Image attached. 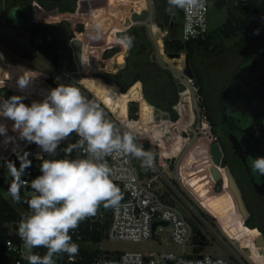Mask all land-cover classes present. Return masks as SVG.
I'll list each match as a JSON object with an SVG mask.
<instances>
[{"label":"rangeland","instance_id":"rangeland-1","mask_svg":"<svg viewBox=\"0 0 264 264\" xmlns=\"http://www.w3.org/2000/svg\"><path fill=\"white\" fill-rule=\"evenodd\" d=\"M219 1L222 0H211L212 4L209 12V29L211 32H219L226 23L230 13L228 5L218 6L217 2ZM157 6L158 0H106V5L103 8L92 6L86 14H77L75 11L61 12L59 9L51 12L42 7H31L30 17L36 22L54 23L57 19H60L71 23V28L75 31V35L79 38L81 45H83V65L82 67L78 66L75 72H71L68 69L67 60H62L61 67L58 72H55L41 59H36L32 64L20 62L14 64L4 61L3 51L0 49V88L6 87L10 91L26 97L31 102L32 109L29 113L17 118V116L9 112L0 95V161L2 160L4 163L2 170L6 183L11 184L15 181L13 175L15 172L20 171L19 165L11 159V156L18 150L25 149H28L33 155L39 154V143L43 136L52 134L49 130L53 127V124L51 123L49 128L41 126L36 114V112L40 111L33 106V102L37 99L45 102L46 111L44 113L50 115L51 122H53L52 119L58 117L69 121L68 127H64L61 133V139H63L71 130L78 135L81 131L89 132L88 128L83 130L79 126V118L93 121L97 127L100 122L102 123V117L99 115L92 117L81 115L78 112L79 105L88 111L91 104H94L102 110L104 115H108L91 97L92 95L102 102L114 118L109 117L113 125L106 129L104 133H108L121 143H125L136 159L138 166L143 165L147 175L156 173L158 168L162 169V167H165L163 176L159 178V185L166 187V194L168 196L169 194L172 195V200L177 202L185 213L193 219L195 228L202 229L208 237L207 243L201 244L200 239L197 242L195 236L189 242L191 246L189 250L220 255L228 258L231 264H256L254 263L256 259L264 264V246L256 242L259 235H263V233L259 230V234L245 224L247 216L243 213L236 194L226 180L229 177L228 167L220 166L221 178L216 177L212 169L218 165L212 159L210 150L208 153L204 150V147L208 146L205 141L208 142L211 148L213 135L210 133V128L204 119H201L203 116L199 104L200 95L194 85L195 79L186 78L183 75L186 53L184 52L181 58H169L168 56L166 57L168 54L165 49V53L162 52L161 39L158 34L163 37L164 42L165 35L170 37L172 33H170L169 27L161 25L162 23L158 19ZM17 8V5L11 8L10 2L7 0H0V20L4 21L7 18L15 17ZM146 10L150 14L153 13V21L144 19L129 27L126 25L127 19L133 20L132 16L134 13H142ZM173 17L174 22L177 23L180 15L175 12ZM151 21L155 23L153 31L157 33V36L151 29ZM80 23L84 25V31L77 30V25ZM121 30L127 31L132 39L139 40L143 37L147 39L149 52L153 53L154 57L162 65L167 64L174 71L178 83L184 82L187 85L186 90L179 92L180 101L175 106L179 113L177 121H171L170 114L167 111L161 110L147 101L143 93V84L142 89L141 84L131 86L133 99L130 98L129 101L124 100L121 102L112 98L104 85L100 84L117 87V91L121 93L130 91L128 89V91L123 92L117 83H108L101 76L102 73H116L122 66L127 64L130 47L125 39L117 36V32ZM8 31L16 35V31L13 28H9ZM20 40L29 44L26 31L22 33ZM227 44L230 45L229 42ZM107 52L111 54L117 53L109 57L110 59L107 58L105 60L104 56L106 57ZM132 56H135V54H132ZM136 56L139 57L138 55ZM121 58H125V62H119ZM117 62L121 65L117 66ZM108 63L114 64L116 71H105L104 69ZM49 75H54L56 79L60 77L63 82L62 85L71 89L75 96L67 93L61 87L62 85L54 87L48 84L46 79ZM187 90L190 94L184 95L183 92ZM63 94L70 96L79 104L77 109L74 106V111L78 116L67 117L66 114L62 113L64 111L61 108V104L65 98ZM188 97H192V114H186L185 112V102L188 101ZM133 101L138 103V117L134 120L130 116V105ZM123 118L136 121V123H124ZM125 125L135 132L136 136L133 137L134 139L139 138L140 141H137V144H129L126 140L125 135L129 133V130ZM149 139L158 147V154L155 155V151L152 149L149 151L142 149V151L138 148L137 145L143 147L144 142ZM181 145H184V147L180 150ZM175 147H177L176 151ZM193 152L199 154L202 165H196L195 170L189 172L195 165L190 155ZM146 157L150 158L151 163H146ZM7 158H9L8 162L5 161ZM160 163L163 164L162 167L159 166ZM207 165H213L214 167L209 170L206 168ZM184 178L188 179L187 182L190 189H187L182 183ZM168 180L180 187L183 197L172 190L167 184ZM193 182L195 183L193 184ZM6 183H0V194L20 212L25 221L44 235L45 233L40 224L19 203L16 196L8 189ZM219 183H221L220 186ZM36 187H38V184H36ZM169 191L173 193L171 194ZM201 212L206 214L207 219L201 215ZM10 225L13 226L12 223ZM158 230V236L149 241H114L105 238L101 242L96 243L94 247L110 252H123L126 250L154 252L156 255L154 264H166L160 254L165 249H170L167 248V243L171 241V227L169 225H160ZM251 232L254 233L256 239H253ZM195 244L197 246H194ZM171 249L174 252L179 250L175 245H172Z\"/></svg>","mask_w":264,"mask_h":264},{"label":"trees","instance_id":"trees-1","mask_svg":"<svg viewBox=\"0 0 264 264\" xmlns=\"http://www.w3.org/2000/svg\"><path fill=\"white\" fill-rule=\"evenodd\" d=\"M10 2L11 8L17 5V9L22 15L17 17L7 18L6 20H0V49L3 51L5 60L9 63H27L32 64L36 59H41L46 63L53 71L58 72L62 60H67L68 69L71 72H75L78 68V62L73 60L72 48L73 42L76 46L81 45L79 38L75 35V31L71 28L69 21H63L57 19L54 23H39L30 17L31 7H42L48 11L53 12L55 9H59L61 12H73L72 5L77 0H7ZM228 5L230 13L226 23L222 26L219 32H211L207 39L196 40L191 42H183L181 40L182 30V11L181 8L173 3L172 0H158L157 13L158 19L163 26L169 27L172 36L164 37V49L167 54L169 53H188L191 59V65L195 72L194 85L198 89V93L205 95L207 89V83L204 79V74L197 65V61L201 56V53L209 50L213 41H217L221 45V37H230L234 31L238 28L242 29L249 25L253 18L262 12H264V0H248L240 4H234L231 1L222 0L218 2V6ZM177 12L180 15L179 21L174 22V13ZM26 16L23 17V16ZM73 18V17H72ZM244 20H246L244 22ZM155 28V23L152 25ZM9 28H13L16 31V35H13L8 31ZM77 30L84 31V25L82 23L77 25ZM146 29V27H144ZM27 32L29 38V44L20 40L23 32ZM19 36V38H18ZM146 37V36H145ZM125 40L128 43H132L133 47L130 48V54L127 57V64L125 67L120 69L116 73H102L101 76L106 82L117 83L123 92L138 81L143 84V93L147 101L170 114V120L175 122L179 119V113L175 106L180 101L178 80L175 78L174 71L167 65H162L153 55L149 52L148 41L144 37L136 40L129 37V33L126 31ZM135 54V56H132ZM113 54L107 52L105 60L111 57ZM138 55L139 57H137ZM82 56V54H81ZM165 58V57H164ZM110 59V58H109ZM166 59V58H165ZM167 60V59H166ZM120 62L125 61V58H121ZM105 71H116L114 64L108 63L104 69ZM47 83L58 87L62 85V81L57 80L54 75H49L46 79ZM104 87L109 91L111 97L118 102L127 100L129 101L131 96V89L127 93H121L117 91V87H110L107 84H103ZM137 83L135 85H139ZM184 95H189L190 92L187 90L183 92ZM0 95L5 102L9 112L14 115H23L30 112L31 102L21 95H18L6 87L0 88ZM91 95V94H90ZM91 97L97 102L99 107L103 109L107 116L104 115L102 110L91 104L88 111L79 105L78 112L85 116L99 115L102 117L101 131H105L113 125V115L106 107L96 99L94 96ZM188 101L185 102L186 114H192V97H188ZM133 99V98H132ZM201 102V101H200ZM207 100L200 105L205 106ZM84 108V109H83ZM87 108V107H86ZM130 116L131 119H137L138 117V103L133 101L130 105ZM40 124L43 128H49L51 123L53 127L49 130L52 134H46L43 136V152L41 148L38 149L39 154L33 155L27 149L18 150L15 152L11 159L19 165L20 169H33L35 170L36 176H42V189L37 191L36 196L28 195L26 189L15 181L11 184L6 183V179L3 174V170L0 175V183L8 186V189L16 196L19 203L29 213L37 216L39 209H45L47 211L49 203H52V210H59L61 207L65 208V201L71 199L74 196V190L68 187L67 181L70 178L80 179L82 178L80 173V164L83 158L81 148L85 143V138L88 135V131L84 135H78L69 131L68 135L61 139V133L64 127H68L69 121L64 118H54L51 122L49 114L44 112H36ZM114 119V118H113ZM136 136L133 134V137ZM137 138V137H136ZM136 142L140 141L138 138L134 139ZM205 143L208 142L205 141ZM186 144V143H185ZM184 145H181L180 150L183 149ZM155 151V155L158 154V147L153 144L151 139L144 142L143 150ZM177 147H175V151ZM205 152L208 153V146L204 147ZM189 155V154H187ZM192 160L195 165L189 172L195 170V166L201 164V158L198 153H190ZM101 166L105 167V162L101 161ZM202 165V164H201ZM206 165V164H205ZM223 166H227V161H223ZM142 174L145 173L143 165H139ZM213 165H207V169H212ZM196 172V171H194ZM153 174V173H151ZM149 174V175H151ZM104 177H107V172H104ZM100 180L97 177L85 178L86 190L90 192L97 188L96 182ZM188 179L184 178L182 183L187 189H190L187 182ZM195 182H193L194 184ZM221 183H219L220 186ZM173 185L180 190V187L173 183ZM218 187V186H217ZM181 191V190H180ZM171 194L172 191H169ZM182 193V191H181ZM183 194V193H182ZM167 195V194H166ZM168 196V195H167ZM104 203L111 204V202L122 199L124 197V190L121 185L104 183L101 194ZM169 197H172L169 194ZM95 203H99L96 199ZM0 253L4 249V241L10 236L12 223L15 229L20 231L21 237L31 238L37 241H41L40 236L37 234L35 229L23 219L20 212L2 195L0 194ZM201 215L207 219L206 214L201 212ZM194 224V223H193ZM245 224L253 228H258L264 233L261 227L256 226L251 220H247ZM194 227H196L194 225ZM92 231L89 228H84L86 239H92L94 241H102L106 224L95 222L92 226ZM256 230L259 234L260 231ZM253 239H256L254 233H252ZM199 241V236L195 238ZM252 242H254L252 240ZM206 244V243H204ZM98 251L82 250L80 252V259L77 264H92L94 257ZM1 255V254H0ZM1 257V256H0ZM254 260L256 264H262Z\"/></svg>","mask_w":264,"mask_h":264},{"label":"built area","instance_id":"built-area-1","mask_svg":"<svg viewBox=\"0 0 264 264\" xmlns=\"http://www.w3.org/2000/svg\"><path fill=\"white\" fill-rule=\"evenodd\" d=\"M172 1L182 11L181 40L186 43L207 39L211 33L209 29L211 0ZM227 1L240 4L248 0ZM150 20L153 21V13ZM57 80L61 81V78L57 77ZM88 129V135L81 148L82 178H70L67 181L68 187L74 190V196L65 201V208L61 207L59 210H52V203H49L47 211L43 208L38 210L39 217L27 211L45 233L43 235L34 228L41 238L40 242L21 237L18 229L7 224L12 230L4 241L0 264H77L80 252L84 249L98 251L92 264H154L156 259L154 252L147 253L142 250L110 252L96 248L94 245L101 241L86 239L83 230L89 228L91 232L93 223L100 222L106 224L103 239L143 242L155 237L158 221L168 223L171 227V243L179 249L178 252L164 250L160 254L166 264L169 261H173V264H231L226 257L189 250L191 247L189 242L197 236L196 228L193 219L177 202L166 195V187L159 185V178L163 176L165 169L162 163L159 165L162 169L158 168L156 173L144 175L129 147L101 131V122L97 128ZM127 129L129 133L125 135L126 140L129 144H137L133 138L135 132L128 127ZM84 134L83 131L79 133ZM137 146L140 150L143 149ZM146 158V163H151L150 158ZM8 159L5 161L8 162ZM101 161L105 162V167L101 166ZM3 165L1 160L0 173ZM104 172H107V177L102 176ZM92 177L100 180L96 182V189L87 192L85 178ZM13 179L24 187L30 196H36L37 191L42 189V176H36L33 169L23 171L20 169L14 173ZM104 183L121 185L124 197L111 202L110 205L104 203L101 197ZM167 184L183 197L181 191L171 181ZM96 199L99 203H95ZM1 209L0 204V211Z\"/></svg>","mask_w":264,"mask_h":264},{"label":"flooded vegetation","instance_id":"flooded-vegetation-1","mask_svg":"<svg viewBox=\"0 0 264 264\" xmlns=\"http://www.w3.org/2000/svg\"><path fill=\"white\" fill-rule=\"evenodd\" d=\"M221 40L197 61L207 83L205 95L199 94V104L207 100L200 105L201 119L212 142L220 144L222 165L226 160L241 191L247 220L264 231V12ZM75 54L72 48L76 62Z\"/></svg>","mask_w":264,"mask_h":264},{"label":"water","instance_id":"water-1","mask_svg":"<svg viewBox=\"0 0 264 264\" xmlns=\"http://www.w3.org/2000/svg\"><path fill=\"white\" fill-rule=\"evenodd\" d=\"M106 3V0H78V3L73 5V10L77 13V14H86L88 12V10L92 7H98V6H103ZM20 11L17 10V13L15 14V16L18 17V13ZM22 14L20 13L19 16H21ZM24 17L26 18V16L24 15ZM133 20L127 19L126 21V25L129 27L132 24L139 22L140 20H144V19H151V14L148 10L143 11L142 13H134L132 16ZM162 25V24H161ZM117 36L120 38L125 39L126 38V31L125 30H121L117 32ZM129 47H133L132 43H129ZM73 48L76 51L75 54V59L76 62H78L79 67H82L83 65V61H82V56L81 54H83V45H77L75 44V42H73ZM168 56L170 58H177V57H182L183 53H169ZM62 65V62L60 64V67ZM183 75L190 78V79H194L195 78V73L193 70V67L191 65V59H190V55L188 53H186V63H185V69L183 71ZM179 86V92H182L184 90L187 89V85L184 82H179L178 83ZM67 93H70L71 95L75 96V93L69 89L68 87H66L65 85L61 86ZM68 97V96H67ZM69 101L72 103V105L75 106V109L78 108V103L71 99L70 97H68ZM33 106L35 108H37L38 111L40 112H45L46 111V104L43 100L41 99H37L35 102H33ZM177 106V105H176ZM32 111V110H31ZM29 113V112H28ZM24 115V114H23ZM21 116V115H17V118ZM19 125V124H17ZM72 133H75L73 130H71ZM43 139L40 141L39 145L41 148V151L43 152V144H42ZM210 154L212 159L215 161L216 165H218L217 167L213 168L212 171L214 173V175L218 178H221V174L218 173L219 171V167L222 166V157H223V151L221 150L220 144L216 143V142H212L211 143V148H210ZM228 173H229V184L231 186V188L233 189L234 193L236 194V197L239 201L240 207L243 211V213L248 216V210L245 206L241 191L231 173V171L228 169ZM164 225L168 226V223L165 221H162ZM157 224V223H156ZM155 224V226H156ZM155 229V227H154ZM196 235L199 236L200 239V243L204 244L208 241V237L205 234V232L202 229L196 228ZM257 244L259 245H263L264 246V234L260 235V237L258 239H256ZM201 256V255H199ZM168 264H173V261H169Z\"/></svg>","mask_w":264,"mask_h":264},{"label":"bare ground","instance_id":"bare-ground-1","mask_svg":"<svg viewBox=\"0 0 264 264\" xmlns=\"http://www.w3.org/2000/svg\"><path fill=\"white\" fill-rule=\"evenodd\" d=\"M106 5V3L103 5V6H98V8H103L104 6ZM147 8H148V6H147ZM152 29H154V28H152ZM158 37L161 39V44H162V52L163 53H165L164 52V42H163V37L162 36H160L159 34H158ZM168 55H166V57H167ZM169 57V56H168ZM170 58V57H169ZM102 91V90H101ZM60 92V91H59ZM108 92V91H107ZM64 95V94H63ZM65 96V98L62 100V104H61V108H62V110L64 111V112H62V113H64V114H66V116L67 117H73V116H78L76 113H75V111H74V105H72V103L68 100L69 98V96L67 97L66 95H64ZM72 99V98H71ZM124 119V123H126V121H128L129 119H125V118H123ZM79 126H81V128H83V130L85 129V128H97V126H96V124L93 122V121H90V120H85V119H83V118H79ZM209 150H210V147H209ZM210 152V151H209ZM219 171V170H218ZM218 173H220V172H218ZM261 235V234H260ZM260 235H259V237H260ZM258 237V238H259Z\"/></svg>","mask_w":264,"mask_h":264},{"label":"crops","instance_id":"crops-1","mask_svg":"<svg viewBox=\"0 0 264 264\" xmlns=\"http://www.w3.org/2000/svg\"><path fill=\"white\" fill-rule=\"evenodd\" d=\"M147 6H148V4H147ZM19 14V13H18ZM24 17V16H23ZM18 18V17H17ZM153 23L154 22H152L151 23V29L153 28L152 27V25H153ZM152 31H153V29H152ZM153 33L157 36V33H155L154 31H153ZM166 36V35H165ZM164 44V43H163ZM159 45V44H158ZM2 51V50H1ZM159 51H160V47H159ZM115 53H117V52H115ZM113 54V55H116V54ZM160 54L162 55V53H161V51H160ZM3 56H4V53H3ZM109 58V57H108ZM4 61H5V56H4ZM120 62V61H119ZM119 62H117V66H120L121 64L119 63ZM125 62V61H124ZM103 67H104V65H103ZM123 67H125V66H122L121 67V69L123 68ZM137 83H140L141 84V89H142V83H141V81H138V82H136L135 84H137ZM134 84V85H135ZM130 89V88H129ZM60 108V107H59ZM60 110V109H59ZM22 116V115H21ZM134 120V119H133ZM133 120H128V121H126V122H128V123H136V121H133ZM168 190V189H167ZM171 197H172V195H170ZM160 225H164L163 224V222L162 221H158L157 222V226L159 227ZM164 226H166V225H164ZM158 232H159V230L157 229V231H156V234H155V237H157L158 236ZM172 243H171V241H170V243H167V248H170V249H168L167 251H173V249H171L172 248ZM166 250V249H165ZM144 252V251H143Z\"/></svg>","mask_w":264,"mask_h":264}]
</instances>
